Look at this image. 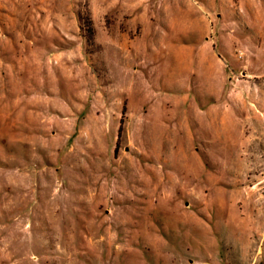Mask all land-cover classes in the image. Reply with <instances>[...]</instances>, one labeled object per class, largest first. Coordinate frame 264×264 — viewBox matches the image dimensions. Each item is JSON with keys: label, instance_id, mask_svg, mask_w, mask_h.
<instances>
[{"label": "rangeland", "instance_id": "374dc122", "mask_svg": "<svg viewBox=\"0 0 264 264\" xmlns=\"http://www.w3.org/2000/svg\"><path fill=\"white\" fill-rule=\"evenodd\" d=\"M0 264H264V0H0Z\"/></svg>", "mask_w": 264, "mask_h": 264}]
</instances>
